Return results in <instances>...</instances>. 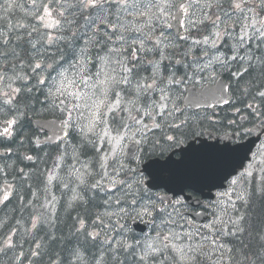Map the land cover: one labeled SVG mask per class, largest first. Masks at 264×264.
Segmentation results:
<instances>
[{"label": "snow or ice", "instance_id": "6c2138e0", "mask_svg": "<svg viewBox=\"0 0 264 264\" xmlns=\"http://www.w3.org/2000/svg\"><path fill=\"white\" fill-rule=\"evenodd\" d=\"M0 264H264V0H0Z\"/></svg>", "mask_w": 264, "mask_h": 264}]
</instances>
